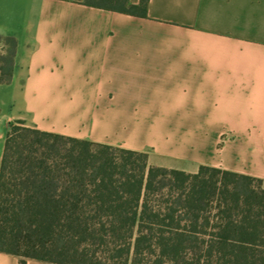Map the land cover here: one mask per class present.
<instances>
[{"label": "crops", "instance_id": "0c3cea01", "mask_svg": "<svg viewBox=\"0 0 264 264\" xmlns=\"http://www.w3.org/2000/svg\"><path fill=\"white\" fill-rule=\"evenodd\" d=\"M14 121L131 150L144 142L136 122L164 121L166 168L218 167L264 188V0H147L143 17L0 0V166Z\"/></svg>", "mask_w": 264, "mask_h": 264}, {"label": "trees", "instance_id": "16d2710c", "mask_svg": "<svg viewBox=\"0 0 264 264\" xmlns=\"http://www.w3.org/2000/svg\"><path fill=\"white\" fill-rule=\"evenodd\" d=\"M146 2L84 0L142 17ZM0 253L19 264H264V188L14 121L0 166Z\"/></svg>", "mask_w": 264, "mask_h": 264}, {"label": "rangeland", "instance_id": "374dc122", "mask_svg": "<svg viewBox=\"0 0 264 264\" xmlns=\"http://www.w3.org/2000/svg\"><path fill=\"white\" fill-rule=\"evenodd\" d=\"M136 129L141 138L140 145H136V150L145 151L148 154V161L153 165L166 166L173 161L164 154L166 142L168 141L167 124L164 121L156 122H136Z\"/></svg>", "mask_w": 264, "mask_h": 264}]
</instances>
